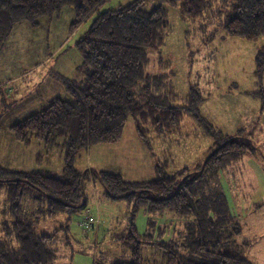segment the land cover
<instances>
[{
  "label": "trees",
  "instance_id": "16d2710c",
  "mask_svg": "<svg viewBox=\"0 0 264 264\" xmlns=\"http://www.w3.org/2000/svg\"><path fill=\"white\" fill-rule=\"evenodd\" d=\"M108 1L0 0V55L19 25L29 23L37 28L41 18L54 17L66 6H72L76 14L71 25L74 30ZM214 1L135 0L98 15L76 44L82 56L80 79L54 75L71 99L54 98L46 109L12 127L15 138L27 146L37 139L50 153L60 150L64 166L60 174H54L9 170L0 165V194L6 193L4 214L8 218L1 228L4 239L0 241V264H57V244L68 226L48 232L39 231L38 224L59 215L71 217L86 206L88 172L75 166L80 151L96 144L119 142L129 119L134 121L138 136L150 145L155 135H178L186 117L213 140L203 163L192 169L167 172L172 158H166L156 166V178L142 182L126 181L120 174L107 171L91 172L111 197L135 203L136 211L146 209L158 216L168 211L180 219L192 218L194 223L186 224L188 235L192 234L189 251L173 240L156 242L151 233L140 236L132 219L126 235H115L126 255L110 258L111 261L107 257L96 264H157L144 254L145 246L151 245L162 248V264H252L245 256L250 244L238 251H224L221 242L206 237L205 231L217 224L210 211L215 202H221L219 174L233 162L257 156L259 149L243 136L244 130L235 136L224 134L203 115L201 108L206 97L197 85L181 97L169 82L168 73L151 75L148 71L151 54L165 45L170 28L169 9L164 2L179 7L181 18L187 21L201 18ZM221 2L229 7L223 23L229 36L250 41L264 36V0ZM158 55L166 72L170 63ZM255 63L258 89L249 95L258 98L264 110V48L257 53ZM42 156L39 154L38 159ZM29 201L33 202L32 209ZM234 232L240 234V227Z\"/></svg>",
  "mask_w": 264,
  "mask_h": 264
},
{
  "label": "rangeland",
  "instance_id": "374dc122",
  "mask_svg": "<svg viewBox=\"0 0 264 264\" xmlns=\"http://www.w3.org/2000/svg\"><path fill=\"white\" fill-rule=\"evenodd\" d=\"M133 1L110 0L74 30L71 25L76 14L72 6H66L54 17L41 18L37 28L29 23L15 28L0 55L2 167L61 173L64 158L60 150L50 153L43 141L37 139L27 146L15 138L12 127L46 109L54 98L71 99L54 75L79 80L82 56L77 42L100 13ZM154 4L150 3L148 8ZM163 5L169 9L170 28L165 45L150 56L149 73H168L169 82L181 97H186L190 87L197 85L206 97L201 108L203 115L224 134L235 136L244 130L243 136L259 149L257 156L233 162L219 174L221 202H215L214 210L210 211L217 224L206 230L205 235L221 242L224 251H238L244 244H250L245 250L246 258L252 264H264V110L261 101L249 95L258 89L255 58L264 48V36L256 41L229 36L223 28L229 7L221 0H215L201 18L187 21L181 18L179 7L167 2ZM158 54L170 63L166 72L158 62ZM180 131L182 136L153 135L148 145L129 119L119 142L96 144L79 152L75 166L88 172L86 206L71 217L59 215L52 220L42 219L38 224L39 231L48 232L64 224L68 226L67 233H60L57 264H96L107 257L111 261L110 258L126 255L115 235H126L132 219L140 236L151 233L156 242L173 240L189 251L192 234L188 235L186 224L194 223L192 218L180 219L168 211L159 216L146 209L136 211L135 203L111 197L91 172L107 171L120 174L126 181L142 182L155 179L156 166L166 158H172L167 172L192 169L206 161L213 146L212 138L190 118ZM5 196V191L0 194V241L4 239L2 224L8 219L4 214ZM30 204L32 209L33 202L29 201ZM237 226L240 234L234 232ZM195 231L197 236L199 229ZM161 249L157 245L145 246L144 254L162 264ZM184 250L182 254L187 255Z\"/></svg>",
  "mask_w": 264,
  "mask_h": 264
},
{
  "label": "crops",
  "instance_id": "0c3cea01",
  "mask_svg": "<svg viewBox=\"0 0 264 264\" xmlns=\"http://www.w3.org/2000/svg\"><path fill=\"white\" fill-rule=\"evenodd\" d=\"M188 118L186 117L183 121L184 122H182V124H184L185 122H186V120H187ZM182 124H181V126H182ZM180 129H181V127H180ZM178 132V131H177ZM178 135L177 136H182V132L180 131L179 133H177Z\"/></svg>",
  "mask_w": 264,
  "mask_h": 264
}]
</instances>
